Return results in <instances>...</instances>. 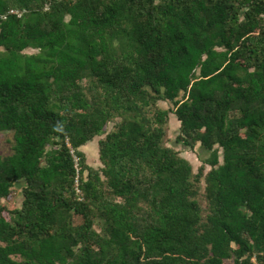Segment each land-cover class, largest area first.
I'll list each match as a JSON object with an SVG mask.
<instances>
[{
  "label": "trees",
  "instance_id": "obj_1",
  "mask_svg": "<svg viewBox=\"0 0 264 264\" xmlns=\"http://www.w3.org/2000/svg\"><path fill=\"white\" fill-rule=\"evenodd\" d=\"M3 131L0 264H264V0H0Z\"/></svg>",
  "mask_w": 264,
  "mask_h": 264
},
{
  "label": "rangeland",
  "instance_id": "obj_2",
  "mask_svg": "<svg viewBox=\"0 0 264 264\" xmlns=\"http://www.w3.org/2000/svg\"><path fill=\"white\" fill-rule=\"evenodd\" d=\"M163 106L167 107V103H163ZM180 129V122L177 119V117L174 114H171V119L169 123V135H168V144L170 146L175 147L177 150H180L182 155L187 157L194 165V168L196 171H198L199 167L203 165L204 160L208 158L209 151H207L203 146L200 144L195 149H188L185 148L181 143L176 142L177 141V135L179 134ZM98 139L100 137H96L91 142H88L83 149L87 153L88 156V162L95 166L99 167L102 165L100 158H99V143ZM13 133L3 131L0 132V152L2 155H6L12 152V146H13ZM209 166L206 165V170H209ZM24 196L22 193V183H17L13 194L11 197L7 200H5V204L12 206V205H18L21 206L23 202ZM7 215V213H5ZM225 264H233L232 260L226 261Z\"/></svg>",
  "mask_w": 264,
  "mask_h": 264
},
{
  "label": "built area",
  "instance_id": "obj_3",
  "mask_svg": "<svg viewBox=\"0 0 264 264\" xmlns=\"http://www.w3.org/2000/svg\"><path fill=\"white\" fill-rule=\"evenodd\" d=\"M11 12H16V13H19V11H16V10H12ZM68 144L70 143L69 140H67ZM70 145V144H69ZM71 152L74 154L75 156V160H76V165L78 166V158L76 157L75 153H74V149L71 147ZM77 183H78V180H77ZM78 191H80L78 189Z\"/></svg>",
  "mask_w": 264,
  "mask_h": 264
}]
</instances>
